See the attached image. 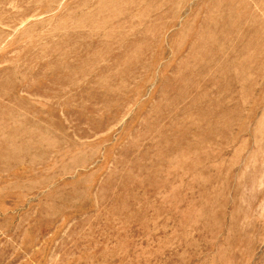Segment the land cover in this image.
<instances>
[{
  "label": "rangeland",
  "instance_id": "rangeland-1",
  "mask_svg": "<svg viewBox=\"0 0 264 264\" xmlns=\"http://www.w3.org/2000/svg\"><path fill=\"white\" fill-rule=\"evenodd\" d=\"M0 264H264V0H0Z\"/></svg>",
  "mask_w": 264,
  "mask_h": 264
}]
</instances>
